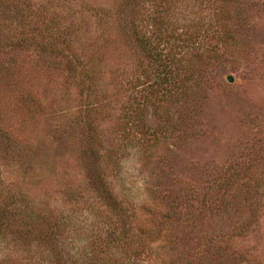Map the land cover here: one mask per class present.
<instances>
[{
  "label": "rangeland",
  "instance_id": "374dc122",
  "mask_svg": "<svg viewBox=\"0 0 264 264\" xmlns=\"http://www.w3.org/2000/svg\"><path fill=\"white\" fill-rule=\"evenodd\" d=\"M135 4L0 0V207L21 194L46 212L32 240L0 233V264H264V0L160 2V53L199 82L187 97L153 92L118 15L152 37L157 6ZM63 30L67 51L50 38ZM99 175L132 214V248L106 240Z\"/></svg>",
  "mask_w": 264,
  "mask_h": 264
},
{
  "label": "trees",
  "instance_id": "16d2710c",
  "mask_svg": "<svg viewBox=\"0 0 264 264\" xmlns=\"http://www.w3.org/2000/svg\"><path fill=\"white\" fill-rule=\"evenodd\" d=\"M143 1L144 0H135V7H137L139 4H142ZM148 1L150 4L157 6V11L155 10V14L150 20L151 24H149L152 27V37L144 35V33H141L137 28L138 25L131 15L132 10L129 13H127L128 10L125 12H120L118 16L122 17L124 23H127L125 24L126 26L124 25L126 32L132 36L135 46L139 51H141L149 63V67L151 69L150 76L155 83L153 92L155 91V93H158L162 91V95L169 96L171 93H174L173 89L177 90L179 87H183L185 91L178 95L179 97L195 96L198 91L197 86L199 87V82L195 81V83H197L194 89L186 87L185 84L188 83L189 76L184 80H181L174 65V61L169 56H165L164 54L160 53L163 47L162 42L169 41L165 19L158 14V12H162L160 9V2H162V0ZM17 12L19 19L25 21L24 10L19 8ZM128 16H130V19H128ZM206 32L207 30L203 33L205 34ZM68 34L69 32L64 30L63 32L61 31L55 34L53 32L50 38L56 47L67 51ZM27 41L28 38L23 37L19 40V46L23 47ZM165 84H167V87H163ZM203 86L204 85L202 84V87ZM87 98H92L91 93H88ZM85 107L87 115L85 121L89 128L90 137L93 140H97V128L93 125L92 118H90L91 111H93L95 107H93L91 103H88ZM141 128H144L143 123L141 124ZM89 189H92L91 191L94 194L99 195V198L106 205V208L109 212V216L107 214L105 216V221H107L109 227H112L106 230L107 237H109L106 238V240L116 241V243L118 242L120 246L132 248V244L136 243V235L134 233L133 227L134 221L131 220L132 214L128 206L117 197L116 193L114 192V188L111 186L108 180L106 181V179L100 175L98 177L97 184L90 185ZM4 199H6V201H4L3 205L1 204L2 206L0 207V233L4 232L6 235V231H9L11 234H16L14 235L16 237L15 240H32L30 236L34 229L33 226H35V224H40L45 220L46 212L38 211L33 205V202L29 201L28 199L24 202V200L21 198V194L15 197L12 195L9 197L8 195V197L5 196ZM23 229L25 232H23ZM138 232L144 233L145 231L141 228V230L138 229ZM35 238H37V234ZM134 251V254L139 255L140 252L138 250L134 249Z\"/></svg>",
  "mask_w": 264,
  "mask_h": 264
},
{
  "label": "water",
  "instance_id": "95a60500",
  "mask_svg": "<svg viewBox=\"0 0 264 264\" xmlns=\"http://www.w3.org/2000/svg\"><path fill=\"white\" fill-rule=\"evenodd\" d=\"M227 80L229 81V82H232L233 81V78H232V76H227Z\"/></svg>",
  "mask_w": 264,
  "mask_h": 264
}]
</instances>
